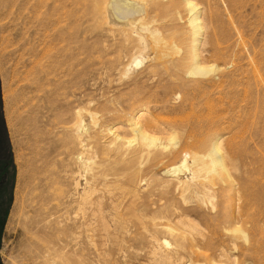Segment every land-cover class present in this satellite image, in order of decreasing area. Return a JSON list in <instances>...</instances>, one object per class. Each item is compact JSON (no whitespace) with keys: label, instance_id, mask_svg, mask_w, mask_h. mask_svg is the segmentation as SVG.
Listing matches in <instances>:
<instances>
[{"label":"rangeland","instance_id":"374dc122","mask_svg":"<svg viewBox=\"0 0 264 264\" xmlns=\"http://www.w3.org/2000/svg\"><path fill=\"white\" fill-rule=\"evenodd\" d=\"M95 10L0 0L1 263L264 264V0Z\"/></svg>","mask_w":264,"mask_h":264},{"label":"bare ground","instance_id":"6f19581e","mask_svg":"<svg viewBox=\"0 0 264 264\" xmlns=\"http://www.w3.org/2000/svg\"><path fill=\"white\" fill-rule=\"evenodd\" d=\"M95 1V11L99 14V16H101V17H103V18H109V17H111L112 15H111V10H110V6H111V0H94ZM113 1V0H112ZM191 1V0H190ZM185 2H186V0H185ZM187 2H188V5H189V0H187ZM116 3V2H115ZM120 4V3H119ZM187 4V3H186ZM191 4V3H190ZM114 5V4H113ZM192 5V4H191ZM190 5V6H191ZM119 6V5H118ZM116 7V6H115ZM121 7L125 10V12H127L126 10H129V9H127V8H129L127 5H124V3L122 2V4H121ZM194 7V6H193ZM195 8H196V6H195ZM194 8V9H195ZM120 9V8H119ZM192 9L193 8H191V11H192ZM197 9V8H196ZM195 9V10H196ZM192 13H194V10H193V12ZM198 14V13H197ZM195 16V15H194ZM196 19V18H195ZM199 19V18H198ZM198 19H196V23L195 24H197V26H199V24H198V22H197V20ZM134 20V19H133ZM110 21H111V18H110ZM129 21V20H128ZM129 22H132L131 20L129 21ZM192 22H193V20H192ZM129 24V23H128ZM132 24V23H131ZM133 24H134V22H133ZM197 26H194V27H196V28H198ZM200 29V28H199ZM199 33V32H198ZM131 34V33H130ZM152 34H154V33H152ZM198 37V36H197ZM196 43V42H195ZM196 53V52H195ZM193 58H197V54H195V56L193 55ZM194 60V59H193ZM196 61H197V59H196ZM196 61H195V64H196ZM140 63V62H139ZM193 63H194V61H193ZM197 66V65H196ZM196 66H195V68H196ZM200 66V65H199ZM199 66H197V67H199ZM202 66V65H201ZM197 69V68H196ZM198 69H201V68H198ZM204 69V68H203ZM8 95V94H7ZM7 97V96H6ZM8 98V97H7ZM77 125V124H76ZM134 127V130H136L137 132H138V134L139 133H141L144 137H147V134L145 133V132H143L142 130H141V127H139L138 126V123H134V124H132ZM75 128V127H74ZM80 128H81V125L80 124H78L77 126H76V128H75V130L74 129H72V130H74L75 131V136L77 137V138H79L80 137V135H79V133H80ZM132 128V129H133ZM71 130V131H72ZM141 130V131H140ZM140 131V132H139ZM140 134V135H141ZM141 135V136H142ZM77 138H75V139H77ZM147 139V138H146ZM153 139H154V137H153ZM73 141H76V140H74L73 139ZM216 145V144H215ZM55 147V144H53L52 146H51V148L52 147ZM216 150H218V147H217V145H216V147H214ZM213 159V158H212ZM223 159H221L220 157H217V158H214L213 160H212V167H213V169L214 170H216V171H221V172H226L227 171V167H226V165L223 163V161H222ZM52 176V177H51ZM46 178H48L49 180L48 181H52V179L54 180L55 178H54V176H53V174H51V172L50 171H48V174H46ZM48 181H46V182H48ZM42 183H44V182H42ZM48 184V183H47ZM49 186H50V184H49ZM41 189V188H40ZM33 191H35L36 192V190H33ZM33 194V193H32ZM39 198V197H38ZM41 198V197H40ZM31 199V198H30ZM39 200V199H38ZM29 201V200H28ZM34 201V200H33ZM36 201V200H35ZM40 201V200H39ZM37 202V201H36ZM25 203H27V202H25ZM33 203V202H32ZM37 205V204H36ZM40 205V204H39ZM34 206V205H33ZM25 207V206H24ZM30 207V206H29ZM28 207V208H29ZM37 207H39V206H37ZM26 208V207H25ZM28 208H27V210H28ZM35 208V207H34ZM33 208V209H34ZM21 210H23V209H21ZM35 210V209H34ZM25 211V210H24ZM25 212H27V211H25ZM38 212V211H37ZM22 213V212H21ZM27 213H29V212H27ZM32 214V213H31ZM27 215V214H26ZM24 217H25V215H24ZM29 218V217H28ZM19 219V218H18ZM37 219V218H36ZM20 222V221H19ZM39 222V221H38ZM24 224V223H23ZM34 224V223H33ZM37 224V223H36ZM25 225H26V234H25V239H26V241L29 243V220H27L26 221V223H25ZM22 226H24V225H22ZM21 226V227H22ZM28 228V229H27ZM23 229V228H22ZM32 233V232H31ZM30 233V234H31ZM33 236V235H32ZM34 240V239H33ZM31 241V240H30ZM34 242V241H33ZM27 252H29V251H27Z\"/></svg>","mask_w":264,"mask_h":264},{"label":"water","instance_id":"95a60500","mask_svg":"<svg viewBox=\"0 0 264 264\" xmlns=\"http://www.w3.org/2000/svg\"><path fill=\"white\" fill-rule=\"evenodd\" d=\"M0 264H2V263H1V260H0Z\"/></svg>","mask_w":264,"mask_h":264}]
</instances>
